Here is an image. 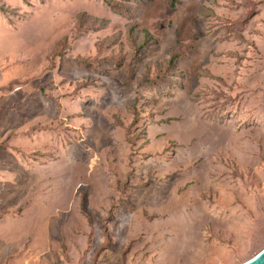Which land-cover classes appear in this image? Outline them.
<instances>
[{
  "label": "rangeland",
  "instance_id": "1",
  "mask_svg": "<svg viewBox=\"0 0 264 264\" xmlns=\"http://www.w3.org/2000/svg\"><path fill=\"white\" fill-rule=\"evenodd\" d=\"M177 1L0 0V264L264 249V0Z\"/></svg>",
  "mask_w": 264,
  "mask_h": 264
},
{
  "label": "water",
  "instance_id": "2",
  "mask_svg": "<svg viewBox=\"0 0 264 264\" xmlns=\"http://www.w3.org/2000/svg\"><path fill=\"white\" fill-rule=\"evenodd\" d=\"M243 264H264V249Z\"/></svg>",
  "mask_w": 264,
  "mask_h": 264
},
{
  "label": "trees",
  "instance_id": "3",
  "mask_svg": "<svg viewBox=\"0 0 264 264\" xmlns=\"http://www.w3.org/2000/svg\"><path fill=\"white\" fill-rule=\"evenodd\" d=\"M169 2H170V4L172 5V6H175L176 4H177V0H169ZM145 35H146V37L149 39V37H148V33L145 31V33H144ZM139 49H141L142 47H138ZM177 57H178V55H172V57H171V59H170V63L173 65V63H174V61H175V59H177Z\"/></svg>",
  "mask_w": 264,
  "mask_h": 264
}]
</instances>
